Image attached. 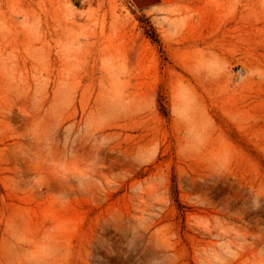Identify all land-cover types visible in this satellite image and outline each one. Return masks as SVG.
<instances>
[{"label": "rangeland", "instance_id": "obj_1", "mask_svg": "<svg viewBox=\"0 0 264 264\" xmlns=\"http://www.w3.org/2000/svg\"><path fill=\"white\" fill-rule=\"evenodd\" d=\"M203 1L0 0V264H264V0Z\"/></svg>", "mask_w": 264, "mask_h": 264}, {"label": "crops", "instance_id": "obj_2", "mask_svg": "<svg viewBox=\"0 0 264 264\" xmlns=\"http://www.w3.org/2000/svg\"><path fill=\"white\" fill-rule=\"evenodd\" d=\"M140 10H150L161 5H169L184 0H130Z\"/></svg>", "mask_w": 264, "mask_h": 264}, {"label": "bare ground", "instance_id": "obj_3", "mask_svg": "<svg viewBox=\"0 0 264 264\" xmlns=\"http://www.w3.org/2000/svg\"><path fill=\"white\" fill-rule=\"evenodd\" d=\"M220 1L221 0H212V2L216 3L217 6H219L220 8H223V9H226L227 8L229 10L232 7V5L230 6V5H227V4H224V3H220ZM198 2H200V3H207V2H205L203 0H198ZM242 9H244V5H242Z\"/></svg>", "mask_w": 264, "mask_h": 264}]
</instances>
